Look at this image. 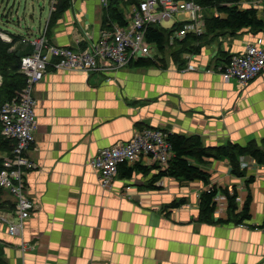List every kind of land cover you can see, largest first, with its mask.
<instances>
[{"label":"crops","instance_id":"1","mask_svg":"<svg viewBox=\"0 0 264 264\" xmlns=\"http://www.w3.org/2000/svg\"><path fill=\"white\" fill-rule=\"evenodd\" d=\"M57 4L52 12L51 0L0 1L1 15L9 16L6 30L18 37L15 51L32 53L20 38L44 33L49 44L76 51L100 42L108 28L102 0ZM138 5L123 0L119 9L128 19ZM242 7L256 8L264 19V0H246ZM185 19L160 27L171 29ZM263 34L210 37L199 54L186 57L183 69L171 61L167 67L130 64L91 74L49 68L34 87L38 129L29 156L36 168L26 182L35 210L20 237L0 222V264H264V167L251 157L241 159V178L228 159L190 160L209 174L210 185L160 177L157 166L141 164L131 175L121 166L104 189L91 165L100 151L129 143L147 127L200 137L206 148L261 145L264 75L243 87L226 82L219 68L226 66L221 55H240ZM1 137L0 131V167L12 157ZM212 187L236 191L238 210L228 212L225 197L214 214L204 216L201 195ZM223 196L220 191L217 198ZM249 197L251 219L238 224L236 215ZM0 211L16 220V200L1 189Z\"/></svg>","mask_w":264,"mask_h":264},{"label":"built area","instance_id":"2","mask_svg":"<svg viewBox=\"0 0 264 264\" xmlns=\"http://www.w3.org/2000/svg\"><path fill=\"white\" fill-rule=\"evenodd\" d=\"M102 1L105 6L109 5V0ZM57 3L58 0H51L52 12ZM201 14L202 8L187 0H147L126 19L127 26L116 24L106 28L100 42L83 51L53 46L45 33L20 38L21 44L33 47V52L21 60L20 71L26 77V85L0 108L1 135L4 140L14 143L12 157L6 158L0 167V189L16 200V220L0 211V222L7 224L11 236H22L24 222L35 210L34 203L27 196L26 182L27 174L36 168L29 156L38 129L34 87L44 79L48 69L91 74L122 69L141 58L155 59L160 57V51L146 38L150 26L185 17L184 28L171 38L170 44L173 45L176 38L181 40L191 33H204ZM8 41L17 42L13 39ZM187 68L195 69L190 64ZM219 72L226 82L237 81L243 87L264 75V34L248 44L244 53L233 56L228 65L219 68ZM169 135L164 130L147 127L137 132L129 143L100 151L91 165L100 172L102 188H111L122 165L133 167L143 164L167 170L174 157ZM219 199L226 198L223 196L215 201L219 202Z\"/></svg>","mask_w":264,"mask_h":264},{"label":"trees","instance_id":"3","mask_svg":"<svg viewBox=\"0 0 264 264\" xmlns=\"http://www.w3.org/2000/svg\"><path fill=\"white\" fill-rule=\"evenodd\" d=\"M1 1V0H0ZM64 1V0H63ZM123 0H111L106 8V27L110 28L113 23L120 26H127L128 22L119 9V3ZM137 5L136 0H133ZM195 3L204 14L205 17V31L201 35L188 34L183 39H177L170 44L171 38L176 32L182 30L185 23H176L171 29H164L158 25H153L148 28L146 38L149 43L155 44L159 51L160 57L155 59L141 58L135 64L138 68H150L154 66H166L171 61L178 68L183 69L187 66V56H194L200 53L203 45L209 42L210 37H218L222 35L235 36L244 30L253 32H264V19L259 18V12L256 8H243L242 4L246 0H187ZM60 3V0L59 2ZM58 5V4H57ZM58 10V7H57ZM18 40V37L14 38ZM26 55L19 54L17 51H10V45L0 39V75L2 76V86L0 92L5 96V102L10 101L15 97L16 93L21 91L26 85V77L20 72L22 57ZM232 56L224 53L221 55L226 65L230 62ZM5 71L8 72L7 80ZM4 72V73H3ZM6 81V82H5ZM1 108V106H0ZM1 131V123H0ZM4 144L13 151L14 143L4 140ZM169 141L173 145L174 157L170 162L167 170H161L160 177H171L174 179L195 182L199 181L205 185H210V176L197 166L190 163V160H198L203 162L204 159H228L232 166L233 174L237 177H244V170H241V159L249 156L258 165L264 167V141L261 145L250 143L242 147L231 144L229 146H222L216 148H206L200 137H185L177 134H170ZM2 143V141L0 142ZM3 144V145H4ZM3 161V160H2ZM1 161V162H2ZM126 170L127 175H131L136 168L142 166H127L122 165ZM252 178L248 180V183ZM2 190V189H1ZM222 192L228 200V212L231 214L238 210V193L233 194L229 190H219L216 187L201 195V211L204 216H211L215 213L217 202L215 201L219 192ZM183 203V202H182ZM181 203H174L173 207H178ZM251 219V198L249 197L242 211L236 215V223H242Z\"/></svg>","mask_w":264,"mask_h":264},{"label":"rangeland","instance_id":"4","mask_svg":"<svg viewBox=\"0 0 264 264\" xmlns=\"http://www.w3.org/2000/svg\"><path fill=\"white\" fill-rule=\"evenodd\" d=\"M255 1V0H254ZM36 3V12H37V15H36V18L37 19H35V24H34V26H36V25H38L39 24V14H40V9H39V6L37 7V5H38V3L37 2H35ZM25 3H24V1H23V5H22V9H25ZM10 7V6H9ZM29 7V11H33L32 9L30 10V6H28ZM11 9H10V11L11 10H13L14 11V9H13V6H11L10 7ZM264 10V9H263ZM262 10V12L260 13V16L262 17V18H264V11ZM13 11H11V12H13ZM14 14H16L17 12H13ZM2 13L0 12V39L3 41V42H5V43H7V44H9L10 45V51H12V52H14V50H15V42H10V41H8V39H13V41H15V39L14 38H16L17 36H12L11 34H9V32L6 30V20L7 19H9V16H8V13H4L3 15H1ZM11 15H13L12 13H11ZM206 13L204 14V11H202V14H201V16H202V20H203V23H204V31H205V27H206V24H205V17H206ZM172 21H169V22H164L162 25L164 26V27H166V28H169V27H171L172 26ZM29 29L31 28V26H29L28 27ZM32 29H34L35 30V28L33 27ZM26 30H27V27L26 28H24V32H26ZM23 34H26V33H23ZM21 72V71H20ZM4 73V72H3ZM7 74H8V72H6L5 71V74L4 75H6L5 77H6V80H7ZM2 77V76H1ZM6 82V81H5ZM2 83H3V80H2ZM2 83H1V85L0 86H2ZM3 101H5V96L3 95V94H1V92H0V106H2V103H3Z\"/></svg>","mask_w":264,"mask_h":264}]
</instances>
